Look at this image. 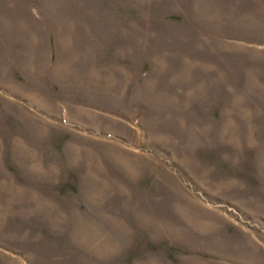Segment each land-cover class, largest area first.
Returning a JSON list of instances; mask_svg holds the SVG:
<instances>
[{
	"label": "rangeland",
	"instance_id": "rangeland-1",
	"mask_svg": "<svg viewBox=\"0 0 264 264\" xmlns=\"http://www.w3.org/2000/svg\"><path fill=\"white\" fill-rule=\"evenodd\" d=\"M0 264H264V0H0Z\"/></svg>",
	"mask_w": 264,
	"mask_h": 264
}]
</instances>
